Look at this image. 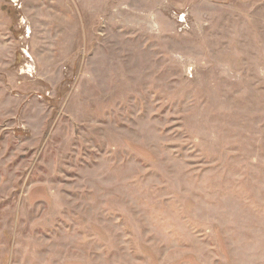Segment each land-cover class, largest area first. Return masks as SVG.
I'll use <instances>...</instances> for the list:
<instances>
[{"label": "rangeland", "instance_id": "rangeland-1", "mask_svg": "<svg viewBox=\"0 0 264 264\" xmlns=\"http://www.w3.org/2000/svg\"><path fill=\"white\" fill-rule=\"evenodd\" d=\"M0 264H264V0H0Z\"/></svg>", "mask_w": 264, "mask_h": 264}]
</instances>
